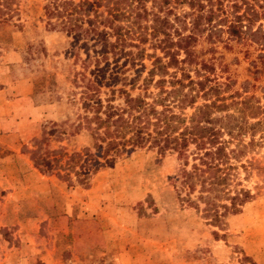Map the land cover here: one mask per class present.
<instances>
[{"label":"rangeland","instance_id":"obj_1","mask_svg":"<svg viewBox=\"0 0 264 264\" xmlns=\"http://www.w3.org/2000/svg\"><path fill=\"white\" fill-rule=\"evenodd\" d=\"M42 4L18 0V16L0 23L1 131L16 132L26 156L41 131L50 132L43 148L77 154L67 181L0 152V264H264V124L223 129L207 154L126 146L102 158L85 130L70 133L79 112L70 79L81 67L72 39L45 29ZM242 59L230 89L247 79L245 93L264 107V70ZM214 73L224 82L227 73ZM204 165L227 178L222 202L238 209L219 228L196 200L191 172Z\"/></svg>","mask_w":264,"mask_h":264},{"label":"trees","instance_id":"obj_2","mask_svg":"<svg viewBox=\"0 0 264 264\" xmlns=\"http://www.w3.org/2000/svg\"><path fill=\"white\" fill-rule=\"evenodd\" d=\"M17 1L0 0V23L18 16ZM41 9L46 30L72 39L81 67L70 79L79 104L70 133L85 130L102 158L126 146L179 152L191 145L207 154L223 129L247 119L252 130L264 124V107L245 93L247 79L243 90L230 89V67L242 58L264 70V0H43ZM144 59L149 67L141 76ZM215 66L227 73L224 82ZM49 134L32 137L29 159L70 181L69 160L77 153L43 148ZM191 173L202 217L221 227L223 216L238 210L222 202L227 178L212 174L209 165ZM77 176L82 182L86 175Z\"/></svg>","mask_w":264,"mask_h":264},{"label":"crops","instance_id":"obj_3","mask_svg":"<svg viewBox=\"0 0 264 264\" xmlns=\"http://www.w3.org/2000/svg\"><path fill=\"white\" fill-rule=\"evenodd\" d=\"M1 120V119H0ZM16 140V132L11 131H1V122H0V152H6L9 157L13 156L14 153L18 154L19 157L23 158L25 162H27L30 166H33L29 157L25 155L23 150L19 152V146H14L12 142ZM22 146V145H21ZM25 156V157H24Z\"/></svg>","mask_w":264,"mask_h":264}]
</instances>
